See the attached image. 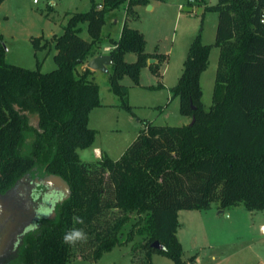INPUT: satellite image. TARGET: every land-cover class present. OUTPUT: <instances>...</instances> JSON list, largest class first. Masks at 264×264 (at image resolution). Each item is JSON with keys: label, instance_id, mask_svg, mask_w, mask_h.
<instances>
[{"label": "trees", "instance_id": "trees-1", "mask_svg": "<svg viewBox=\"0 0 264 264\" xmlns=\"http://www.w3.org/2000/svg\"><path fill=\"white\" fill-rule=\"evenodd\" d=\"M90 2V9L74 13L53 39L56 68L50 72L5 62L0 33V194L27 176H57L69 186L55 217L24 238L10 264H68L78 255L97 262L127 243L133 244L131 264H140L137 249L143 264H153V255L182 264L178 212L264 211V0H185L217 14L214 44H204L200 32L194 37L170 89L169 102L178 98L179 112L190 122L172 127L144 119L120 158L103 154L84 162L78 151L91 148L97 136L89 115L104 106L87 63L102 54L107 13L123 5L126 11L118 40L105 39L108 83L127 112L132 113L128 88L120 79L129 76L139 85V74L148 67L156 89L164 88L162 68L169 62L167 54L146 52L144 34L128 26L129 18H137L135 7L150 0ZM83 25L89 39L81 36ZM32 43L41 49L39 39ZM213 46L219 55L206 110L200 79ZM127 53L136 60L126 62ZM72 230L83 231L86 241L66 244L63 238ZM156 242L165 250L154 249Z\"/></svg>", "mask_w": 264, "mask_h": 264}, {"label": "rangeland", "instance_id": "rangeland-1", "mask_svg": "<svg viewBox=\"0 0 264 264\" xmlns=\"http://www.w3.org/2000/svg\"><path fill=\"white\" fill-rule=\"evenodd\" d=\"M96 1L100 3L102 0ZM207 2L216 4L217 0H207ZM185 3V0H150L147 5L135 7L137 18H129L128 26L144 34L146 52L149 54L163 53L169 56V63L163 66V70L166 65L168 66L166 76L163 72L164 88L156 89L157 78L147 67L143 68L139 74V85H136L129 76H123L120 83L128 88L127 101L132 108L130 114L121 107L119 97L112 92L108 83V74L98 71L94 80L99 86L101 103L108 106H104L102 109H93L91 116L89 115L91 117L89 127L98 131V135L91 148L78 151L82 161H94L95 148H99L103 152L108 150L110 152L108 155L114 160L120 158L142 129L144 119L155 125L172 127H180L190 122L189 118L180 114L178 98L169 102L170 89L176 85L182 73L183 62L194 37L200 32L204 44H214L217 14L205 12L202 5L194 3L192 6H188ZM90 7V0H4L0 5V33L3 36L6 50L5 62L29 70L39 69L42 73L54 70L56 64L53 60L55 54L53 39L63 34L67 20L74 13L87 12ZM125 17L124 5L107 13L106 22L101 32V37L104 39L100 48L102 53L105 54L110 49L105 38L111 37L118 40ZM82 27L81 36L84 39H89L86 25ZM34 39H39L41 49L38 51L33 47L32 40ZM105 46L109 48L105 49L106 51L103 49ZM218 55V48L213 46L207 69L201 77L203 104L206 110L211 106ZM135 60L134 53L125 55L126 62ZM48 193L41 197L39 206L42 210L41 214L49 210L47 198L59 199L55 190H49ZM31 199H35V194ZM180 212L182 215L179 214L177 220L184 224L183 232L179 234V238L182 240L179 242L181 243V260L182 264H190V259L195 253L193 250L200 251L202 256L209 249L202 228L198 233L203 236L202 240L206 245L203 241L202 245L195 244L194 234L192 235L190 229L192 224L187 219L189 211ZM206 212L209 213V209L203 213ZM258 213V215H264V211ZM204 215L209 218V214ZM251 221L256 222V219L253 218ZM29 224L24 225V228L29 227ZM35 227H37V220ZM234 228V226L228 228L224 235L225 240ZM242 229L243 227L240 231L244 234L245 230ZM127 231L125 232L127 233ZM140 240L139 237L135 238L137 242ZM254 245V248H259L262 257H264V241L263 245L258 243ZM132 247V243L117 246L111 252L104 254L97 262L90 259L83 260L78 255L73 257L71 263L68 264H131ZM15 248H10L6 251L7 253L0 255V264L9 263L13 259ZM2 249L0 240V250ZM242 256L248 258L249 253H242ZM134 257L139 258L137 262L140 264L144 263L141 262V250L137 249ZM152 263L174 264L172 260L161 255H154Z\"/></svg>", "mask_w": 264, "mask_h": 264}, {"label": "crops", "instance_id": "crops-1", "mask_svg": "<svg viewBox=\"0 0 264 264\" xmlns=\"http://www.w3.org/2000/svg\"><path fill=\"white\" fill-rule=\"evenodd\" d=\"M108 47L105 46L103 49L105 50ZM101 55H108V53L106 51L105 54L102 53ZM107 68L109 69L108 66ZM167 68H168L167 65L164 68V70L162 68L165 76L168 73ZM94 72H95L94 73V78H95L96 73L98 71H94ZM104 106L107 107L108 105L105 104ZM103 107H99V108L102 109ZM97 109L98 108H96V110ZM91 114L92 112L90 113V116ZM90 116H89V126L91 123ZM97 135H98V131H97ZM94 152H95L94 161L99 160L102 154H107V155L110 154L108 150L103 152L99 148H95ZM109 157L112 158L111 156ZM204 211L206 210L189 211L187 214V219L192 224L190 229L192 235L194 234L193 240L195 244L202 245L203 236H200V233H198V231L202 228V231L205 234L204 235L205 242L207 243L209 249L208 252L203 254L202 256L200 255V251L193 250L195 253L194 255H192L190 259L191 260L190 264L191 263H195V264H261L263 263L264 264V257H262L259 248H254L255 243L263 245L264 238L262 237H264V215H258L259 214L258 212L250 213L241 208L219 210L216 207H214L209 209V213L208 212L203 213ZM179 214L182 215V212H178L177 214L178 217L180 216ZM204 214H209V218H206ZM253 218L256 219V222L251 221V219L253 220ZM179 224H180V228L178 229L176 234L178 241L180 239L179 234L183 232V228H184L183 222H180ZM230 226H234L235 228L233 229V232L230 233L229 237L225 240L224 235L225 233H227V230ZM241 227H243V229L245 230L244 234L240 231ZM181 241L182 240L180 239L179 242ZM245 251L249 253L248 258L246 256L245 257L242 256V253H247Z\"/></svg>", "mask_w": 264, "mask_h": 264}, {"label": "flooded vegetation", "instance_id": "flooded-vegetation-1", "mask_svg": "<svg viewBox=\"0 0 264 264\" xmlns=\"http://www.w3.org/2000/svg\"><path fill=\"white\" fill-rule=\"evenodd\" d=\"M44 178L27 176L21 180L13 191L7 194H0V196H3L0 197V240L3 246V249L0 250V255L7 253V250L15 247L14 251L16 252L13 257L17 255V251L20 249L24 238L28 234L37 231L41 223L46 219H53L56 215L57 205L66 199L61 191L55 190L59 199L47 198L49 210L41 214L42 210L39 207L41 205V197L44 194L48 195V191L52 190L48 186H45L44 183H41L44 181ZM34 194L35 199H31ZM36 220L37 227H35ZM26 224H29V227L24 228ZM12 260L6 264H10Z\"/></svg>", "mask_w": 264, "mask_h": 264}, {"label": "water", "instance_id": "water-1", "mask_svg": "<svg viewBox=\"0 0 264 264\" xmlns=\"http://www.w3.org/2000/svg\"><path fill=\"white\" fill-rule=\"evenodd\" d=\"M152 62L153 60L149 61V63H152ZM109 65H111V57L109 55H99L91 59L87 63V68H89L92 71H101V72L107 73V66ZM192 123H193V119L191 121V124ZM42 183H44L45 186H48L52 190L61 191L65 195L66 198L69 196V186L60 177H57V176L45 177ZM0 211H1V208H0ZM152 247L157 250H165V247L158 242L154 243Z\"/></svg>", "mask_w": 264, "mask_h": 264}, {"label": "clouds", "instance_id": "clouds-1", "mask_svg": "<svg viewBox=\"0 0 264 264\" xmlns=\"http://www.w3.org/2000/svg\"><path fill=\"white\" fill-rule=\"evenodd\" d=\"M78 222L82 223L79 219ZM63 239L66 244L74 246L77 242L86 241L87 235L81 230H72Z\"/></svg>", "mask_w": 264, "mask_h": 264}, {"label": "built area", "instance_id": "built-area-1", "mask_svg": "<svg viewBox=\"0 0 264 264\" xmlns=\"http://www.w3.org/2000/svg\"><path fill=\"white\" fill-rule=\"evenodd\" d=\"M100 7H101V6H99V8H100ZM260 22H261V24L264 26V13L261 15ZM191 264H195V263H191Z\"/></svg>", "mask_w": 264, "mask_h": 264}]
</instances>
